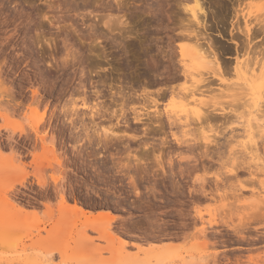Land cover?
I'll return each mask as SVG.
<instances>
[{
    "label": "rangeland",
    "instance_id": "1",
    "mask_svg": "<svg viewBox=\"0 0 264 264\" xmlns=\"http://www.w3.org/2000/svg\"><path fill=\"white\" fill-rule=\"evenodd\" d=\"M204 3L207 25L179 27L180 18L186 22L190 17L183 8L193 7V0H0V264H264V127L259 131L254 121L264 108V91H254L259 80L252 76L264 81L259 66L264 54L257 56L262 32L245 46L244 34L231 25L239 6L252 24L264 20V0ZM106 15L117 20L110 22L112 31L102 22ZM121 18L128 24H120ZM186 28L199 29L207 38L201 39L204 45L209 36L225 61L220 71L199 72L211 80L208 88L217 92L211 94L223 89L213 108L224 113L209 119L210 127L202 123L211 139L223 143L221 154H215L217 144L212 143L208 156H202L205 145L190 115L179 114L180 121L187 119L181 124L168 125L163 118L164 130L149 134L143 130L147 119H132V107L143 105L147 60L152 59L157 78L172 73L174 66L180 73L179 45L191 40L178 34ZM118 32L136 37L121 39ZM95 54L103 55L97 59ZM130 80L140 97L133 94L126 101L128 122L121 116L120 124L115 118L108 121L110 109L121 113L120 94L113 92L120 86L132 92ZM181 82L182 76L168 85L181 94ZM158 86L145 89L155 97ZM183 98H155L157 106L145 102L144 107L150 114L156 109L178 114L195 106ZM93 105L104 114L108 107L106 117L95 115L92 121ZM89 126L126 133L103 148L87 138L93 133ZM142 151L145 164L136 165L134 158ZM23 176L22 183L10 187ZM61 193L68 205L62 213Z\"/></svg>",
    "mask_w": 264,
    "mask_h": 264
},
{
    "label": "bare ground",
    "instance_id": "2",
    "mask_svg": "<svg viewBox=\"0 0 264 264\" xmlns=\"http://www.w3.org/2000/svg\"><path fill=\"white\" fill-rule=\"evenodd\" d=\"M86 1V0H85ZM238 1V0H237ZM80 2H82V1H80ZM84 2V1H83ZM89 2V1H88ZM193 2H194V5H193V7H191V8H183L184 10H186V11H188L189 12V15H190V17H187V20H186V22L184 21V19H179V27H181V26H188V25H200V26H205V25H207L206 23V21H205V19H206V16L208 15L207 13H208V11L206 10V7L204 6L205 5V3H204V0H193ZM206 2V1H205ZM83 5H85V6H89V3H87V2H84V4ZM119 7V6H118ZM236 7V6H235ZM208 8V7H207ZM233 20H234V18H235V20L233 21V20H231V25H232V27H233V29H235V30H238V31H240L242 34H244V37H245V46H249L250 45V43H251V38H253L254 36H255V34L254 33H259V31H260V33L262 32V35H261V37H260V40L258 41L259 43L257 44L258 46V48H257V56L258 55H261L262 57H263V54H264V20L262 19V20H260V18H256V20H257V22H255L254 24H252V20H250L249 21V16H246V14H244L243 12H242V9L240 8V6H239V8H234L233 9ZM262 15V14H261ZM108 15H106L104 18H105V20H103L102 22L104 23V25H106V26H108V28H109V26L111 25L110 24V22L111 21H113L112 20V17H111V19L109 18V17H107ZM123 17H124V15H122ZM264 16V15H263ZM263 18V17H262ZM115 19V18H114ZM118 19V18H117ZM125 20H127V19H120L119 20V23L120 24H124V25H126V24H128V21L126 22ZM117 21V20H116ZM115 21V22H116ZM98 22V21H97ZM115 22L113 21L112 23H114L115 24ZM241 22H242V25H241ZM262 22V23H261ZM116 24H118V23H116ZM177 24V25H178ZM210 26V25H209ZM178 27V26H177ZM178 27V28H179ZM113 28V27H112ZM96 29V28H95ZM111 31H112V29L111 28H109ZM123 29V28H122ZM98 30V29H97ZM122 31V30H121ZM199 29L198 30H196V29H189L188 30V28H186L183 32H181V34H178L179 36L181 35V36H183L184 38H187L188 40H191V42H187V43H183V44H180L179 45V47H180V60H179V62H178V64H179V66L181 67V71H180V73H177V71H176V66H174L173 68H172V73H168L167 75H165V76H162V77H159V78H157V74H156V72L154 73L153 72V70H155V66H154V64L151 62L150 63V61H152V59L150 60V61H148L147 59L148 58H146V62L147 63H145V64H147L146 65V67H147V69H145V68H143V69H145V72H142V73H144V74H142V78L141 79H143L142 81L144 82V86H143V88L141 89L142 90V92H145V94L144 95H142L141 97H142V99H143V105H142V107L141 108H139L138 106V108H136L135 106L134 107H132V109H131V111H132V119H133V122L134 123H140V122H143L144 121V119H147V122H145L143 125H144V127H143V130H144V133L145 134H149L150 132H152V131H156V130H161V129H163L164 128V125H165V121H164V119H166V121H167V123H168V125H172V124H176V122L178 121V122H180V124L181 123H184V122H186L187 121V117H189L188 115H190L191 117L190 118H193V120H195V121H197V123H198V127H196L197 128V131H196V133L197 132H200V135L201 136H197V138H200V140H201V142L202 143H204V145H205V148H204V152L203 153H201L202 154V156L204 155V157H205V155L206 156H208V153L209 152H207L208 150H207V147H208V145L210 144V145H212V143L214 144V143H216L215 142V139H211V137H210V134H206L205 132H204V126H212V125H209L208 124V120L209 119H213V118H215V116H218V114L219 115H221V114H223L224 113V111H219L218 109H216V108H213L214 106H215V104L217 103V101H219V100H214V99H217L216 97L217 96H220V95H222L223 93L221 92V91H223V89L222 88H220V87H218L216 90H219V93L217 94V96H216V91L214 90V88L212 87V88H208V85H209V83H211L210 81V79L208 78V77H204V76H202L200 73H201V70H203V71H205V70H211V71H220V69L221 68H223V63L225 62V61H223L224 59L223 58H221V55L219 54V52H216L215 51V47H213V41H211V39H210V37L208 36V41L206 40V42H205V45L203 44V42H202V40L204 39L202 36H201V33H199ZM237 31V32H238ZM258 31V32H257ZM94 32V31H93ZM123 32V31H122ZM125 32H127V31H125ZM124 32V33H125ZM231 33H232V31H230ZM239 32V33H240ZM95 33V32H94ZM119 34H121L120 35V38H121V36H122V38L123 37H126V38H128V39H130V38H135L134 36H132L131 34H128V33H126V34H124V36H123V34L122 33H120V32H118ZM118 34V35H119ZM234 35H236V34H234ZM102 36V35H101ZM104 36V35H103ZM206 37V36H205ZM233 37H235V36H233ZM233 37H231V41H233V44H234V46L237 48L238 47V45H239V43L236 41V40H234V38ZM243 37V38H244ZM121 38V39H122ZM203 38V39H202ZM202 39V40H201ZM205 39H207V38H205ZM204 39V40H205ZM52 40V39H51ZM50 40V41H51ZM109 40V39H108ZM214 40V39H213ZM243 40V39H242ZM117 41V40H116ZM131 42H132V40H130ZM120 42V41H119ZM112 43V42H111ZM118 43V42H117ZM122 43V42H121ZM133 43V42H132ZM241 43V42H240ZM255 43V42H254ZM122 44H124V43H122ZM215 44V43H214ZM50 45V44H49ZM119 45H121V44H119ZM52 46V45H51ZM50 46V47H51ZM125 46V45H124ZM224 46V45H223ZM254 46H256V43H255V45ZM54 47V46H53ZM52 47V48H53ZM95 47V46H94ZM122 47L123 46H121V50H122ZM51 48V49H52ZM120 48V47H119ZM54 49V48H53ZM147 49V48H146ZM225 49V48H224ZM95 50V49H94ZM126 50V49H125ZM124 50V51H125ZM98 51V50H97ZM127 51V50H126ZM227 51V50H226ZM74 52V51H73ZM89 52H91V51H89ZM148 52V51H147ZM71 53V52H70ZM70 53H69V55H70ZM74 53H76L77 54V52H74ZM72 54L71 53V57H73L74 59H75V54ZM79 53V52H78ZM101 52H99V54H100ZM127 53V52H126ZM67 54H68V52H67ZM99 54H95V56H96V58L97 59H100V56H102V55H100L99 56ZM80 55H81V53H80ZM87 55V54H86ZM68 56V55H67ZM66 57V56H65ZM147 57H149V56H147ZM150 57H151V55H150ZM152 58V57H151ZM186 58H188L190 61L189 62H185L184 61V59H186ZM65 59V58H64ZM82 59H84L83 57H82ZM91 59V58H90ZM109 58H105V60H108ZM165 59V58H164ZM170 59V58H169ZM66 60V59H65ZM81 60V59H80ZM70 61V60H69ZM73 61V60H72ZM75 61V60H74ZM84 61V60H83ZM96 61V60H95ZM156 61V60H155ZM172 61V60H171ZM100 62V61H99ZM258 62V61H257ZM65 63V62H64ZM97 63V62H96ZM157 63V62H156ZM162 63H164V62H162ZM75 64V63H74ZM97 64H99V63H97ZM158 64H159V62H158ZM165 64V63H164ZM163 64V65H164ZM173 64V63H172ZM62 66H63V64H62ZM133 66V65H132ZM131 66V67H132ZM162 66V65H161ZM259 66H260V68H263L264 67V60L263 61H260V64H259ZM127 67V66H126ZM134 67V66H133ZM137 66H135V68H136ZM164 67V69L166 70V68H167V65H165V66H162V68ZM176 67V68H175ZM141 68V69H142ZM168 68H169V66H168ZM240 68V67H239ZM142 69V70H143ZM177 70H179L178 68H177ZM254 69H252V71H253ZM132 71V70H131ZM130 71V72H131ZM166 71H168V70H166ZM261 71V70H260ZM263 71H264V69L262 70V74L261 75H263ZM90 72V71H89ZM134 72V71H133ZM132 72V73H133ZM148 72V74L150 75L151 73H154L153 74V79L151 78V76L149 77L148 75H146V73ZM169 72V71H168ZM193 72V73H192ZM195 72V73H194ZM200 72V73H199ZM206 72V71H205ZM129 73V72H128ZM111 74V73H110ZM130 74V73H129ZM195 74H197V75H195ZM253 74V73H252ZM106 75V74H105ZM127 75V74H126ZM121 76V75H120ZM124 76V75H123ZM180 76H182L183 77V82H181V83H179L177 86H178V91H179V89H180V91H181V94H179L176 90H175V88H174V86L173 85H168L169 83H173L174 81H177L179 78H180ZM206 76V75H205ZM254 78H255V80H259L258 82V84L255 86V90L254 91H257V90H261L262 92L264 91V81H262L261 80V78L263 77H261V76H259V75H256V76H254V74L252 75ZM137 77V76H136ZM216 77H217V75H216ZM247 77V76H246ZM219 78V77H218ZM89 79V78H88ZM125 79V78H124ZM100 80V79H99ZM210 80V81H209ZM219 80L221 81V83H225V78H223V77H220L219 78ZM136 82H137V80H135ZM134 81V82H135ZM187 81H189L188 83L189 84H186L187 83ZM131 84H129V88H130V90H132V92H129L128 93V91L127 92H123L124 90H122V87L120 86L119 87V89H118V91H115V92H113L114 94H120V96L118 97V99H119V102L117 101L118 99H116V100H114L115 101V103L114 104H117V102H118V105H120V107L118 108V110L119 111H121V113L120 114H117V109L115 110V109H110V111L107 113V109H108V107L105 109L106 110V113H107V117H106V113L104 114V111H103V113H100L99 111V109H97V108H94L96 105H93V108L95 109L94 111H90V117L92 118V121H94V119H95V115H98L99 117H101V116H104L105 115V119H107L108 121H111V119L112 118H115V119H117L118 120V116H121V120H122V118L124 119L123 120V123H127L128 121L126 120V117H124L123 116V114H124V106H125V104H126V101L127 100H132V96H134L135 95V98L137 97V96H139L140 94H138L137 93V88L136 89H134L133 88V82H132V80H130L129 81ZM135 82V83H136ZM142 82V83H143ZM209 82V83H208ZM101 83V82H100ZM135 83H134V86H135ZM138 83H139V81H138ZM244 83H246L247 84V86H248V88L249 89H253L252 88V86L250 85V84H248L247 83V81L245 80V82ZM141 84V83H140ZM161 85V86H158V89H156V92H155V97H153V96H150V94L147 92V90L145 89L148 85L149 86H151V85ZM222 84V85H223ZM226 84V83H225ZM228 84V83H227ZM242 84V83H241ZM241 84H239V86L241 85ZM83 85H85V84H83ZM233 85V84H232ZM231 85V86H232ZM236 85V84H235ZM79 86H82V85H79ZM95 86V85H94ZM146 86V87H145ZM206 86V87H205ZM224 86V85H223ZM238 86V85H237ZM237 86L235 87V88H237ZM242 86V85H241ZM246 86V87H247ZM124 87V86H123ZM125 87H126V84H125ZM153 87V86H152ZM204 87V88H203ZM244 87H245V85H244ZM112 87H110V89H111ZM121 88V89H120ZM203 88V89H202ZM232 88H234V87H232ZM239 88V87H238ZM243 88V87H242ZM205 89V90H204ZM104 90V89H103ZM126 91V90H125ZM253 91V92H254ZM96 93L98 92V91H95ZM101 92V91H100ZM123 92V93H122ZM150 92V91H149ZM210 92V93H209ZM211 92H216L215 94H211ZM237 92V91H236ZM92 93V92H91ZM196 93H198V96H207L208 97V99H204V98H201V97H195V96H197L196 95ZM222 93V94H221ZM234 93V92H233ZM243 93V92H242ZM242 93H241V95H242ZM76 94V93H75ZM134 94V95H133ZM151 94H152V92H151ZM220 94V95H219ZM235 94V93H234ZM103 95V94H102ZM113 95V94H112ZM99 96H101V95H99ZM168 96V98H170V100H174V98L176 97V96H179V97H181V98H185L186 100H188L187 98H191L190 100L195 104V106H193L192 108H183V109H180V113H178V114H176L175 112H173L172 111V113L170 112V110L168 111V110H164V111H160V110H158V109H156V108H154V109H156V110H153L152 112H151V114H150V111L149 110H147L149 107H147L146 105H145V107H144V103L146 102H148V103H153V106L155 107V106H157V98H165V97H167ZM205 96V97H206ZM223 96V95H222ZM113 97V96H112ZM140 97V96H139ZM234 97V96H233ZM237 97V96H236ZM82 98H84V97H82ZM134 98V99H135ZM156 98V99H155ZM183 98V99H184ZM238 98V97H237ZM243 98V97H242ZM137 99V98H136ZM241 99V98H240ZM112 100H113V98H112ZM134 101V100H133ZM128 102V101H127ZM189 102V101H188ZM243 102H245V101H243ZM242 102V103H243ZM108 104V103H107ZM182 104H183V101H182ZM184 104H185V102H184ZM186 104H188V103H186ZM99 105V104H98ZM149 106V105H148ZM258 111H259V109H257ZM98 112L100 113V114H98ZM177 112V111H176ZM213 112V113H212ZM119 113V112H118ZM125 114H126V112H125ZM183 115L184 116V118H187L186 120H184V121H180L181 120V117H180V115ZM214 114V115H213ZM217 114V115H216ZM175 115V116H174ZM230 115V114H229ZM225 116V115H224ZM98 118V117H97ZM164 118V119H163ZM219 118V117H218ZM225 118V117H224ZM91 120V119H90ZM113 120V119H112ZM214 120V119H213ZM220 120H221V118H220ZM225 121V120H224ZM254 121H255V126H257V128L259 129V131L260 130H262V128L264 127V108H262V110L260 109V111H259V113H258V115H257V117L256 118H254ZM85 122V121H84ZM120 121L118 120V121H116V123H119ZM122 122V121H121ZM80 123V122H79ZM83 123V122H82ZM91 123V122H90ZM202 123H205V125L203 126V124ZM220 123V122H219ZM93 124V123H92ZM98 124H99V122H98ZM120 124V123H119ZM194 124V123H193ZM94 125H96V123H94L93 124V126ZM117 125V124H116ZM216 125V124H215ZM220 125H221V123H220ZM79 126V125H78ZM207 126V127H208ZM218 126V125H217ZM90 127V126H89ZM96 127H98V126H96ZM100 127V126H99ZM111 127V126H110ZM121 127V126H120ZM126 127V126H125ZM127 127H128V125H127ZM219 127V126H218ZM90 128H92L91 130H93V133H91L90 135H87V138L88 139H91V140H93V142H95V144L96 145H99V144H101V143H103V148L105 147V148H107V146H108V144L109 143H111L114 139H118V140H120V138H122V137H124V135H125V133H124V135L123 134H121V135H118V134H116V132L114 131V130H112L113 129V127H112V129H110V128H108V127H102L101 128V132H99L98 131V129L97 130H95V129H93V127H90ZM122 128V127H121ZM252 128V125L251 124H248L247 123V130L248 129H251ZM74 129V128H73ZM88 129V128H87ZM130 129V128H129ZM128 129V130H129ZM212 129V128H211ZM221 129V128H220ZM116 130V129H115ZM121 130V129H120ZM124 130V129H123ZM127 130V131H128ZM132 130V129H131ZM164 130V129H163ZM213 130V129H212ZM191 131V130H190ZM219 131V130H218ZM89 132V131H88ZM160 132V131H159ZM163 132V131H162ZM232 132V131H231ZM122 133V132H121ZM164 133V132H163ZM223 133V132H222ZM198 135H199V133H198ZM213 135H215V134H213ZM221 135V134H220ZM233 135V134H232ZM250 135H251V132L249 131L248 132V134H246V136L247 137H250ZM121 136V137H120ZM129 136V135H128ZM165 136V135H164ZM217 136V135H216ZM80 137V136H79ZM131 138H133V139H135V137L136 136H134V135H132L131 134V136H130ZM153 137V136H152ZM173 137L175 138V141L176 142H180V139L176 136V135H173ZM190 137V136H189ZM221 138V137H220ZM250 139H251V137H250ZM86 140V139H85ZM95 140V141H94ZM227 140H228V138H227ZM230 140V139H229ZM76 141V140H75ZM143 141H145V140H143ZM219 143V142H218ZM91 144V143H90ZM112 144H113V142H112ZM193 144V143H192ZM217 144V143H216ZM216 144H214V145H216ZM225 144V143H224ZM253 144V147H255V146H257V145H255V142H253L252 143ZM92 145V144H91ZM218 145V144H217ZM216 145V147H217V149H216V151H215V154H221V151H219L220 149L219 148H221L222 146H223V143L222 144H220V145H218L217 146ZM227 145V144H226ZM255 145V146H254ZM75 146H77V145H75ZM249 146V145H248ZM252 146V145H251ZM101 147V146H100ZM252 147V148H253ZM3 148V147H2ZM223 148V147H222ZM250 148V147H249ZM143 149H145V148H143ZM148 149V148H147ZM146 149V150H147ZM161 149H162V147H161ZM209 149V148H208ZM219 149V150H218ZM251 149V148H250ZM256 149L257 148H255V151H256ZM225 150V149H224ZM254 150V149H253ZM148 151H150L149 149H148ZM147 151V152H148ZM202 151V150H201ZM252 151V150H251ZM144 151H142V153H143ZM146 152V151H145ZM210 152H212L211 151V149H210ZM257 152V151H256ZM11 153V152H10ZM15 153V152H14ZM121 153V152H120ZM149 153V152H148ZM148 153H146L145 155H147ZM213 153V155H215L214 154V151L212 152ZM211 153V154H212ZM233 153V152H232ZM235 153V152H234ZM236 154V153H235ZM210 155V154H209ZM157 156V155H156ZM211 156V155H210ZM236 156H238V155H236ZM16 157V156H15ZM141 157H144V153L140 156V157H135L134 159H135V163H136V165H141L142 163H143V165L145 164L144 163V160L145 159H147V158H141ZM160 156H157V162L158 163H160V158H159ZM232 157V156H231ZM97 158V157H96ZM129 158V157H128ZM127 158V159H128ZM37 159V158H36ZM247 159V158H246ZM259 159V158H258ZM203 160V159H202ZM238 160V159H237ZM244 160V159H243ZM54 161L57 163V165L59 166V167H62V162L60 161V159H57L56 157H54ZM196 161V160H195ZM239 161H242V160H239ZM252 161V160H251ZM16 162V161H15ZM236 162V161H235ZM246 162H247V160H246ZM249 162V161H248ZM8 163H12V161L11 162H8ZM141 163V164H140ZM237 163V162H236ZM250 163V162H249ZM252 163H255V162H252ZM251 163V164H252ZM242 164V163H241ZM247 164V163H246ZM204 165V164H203ZM239 165V164H238ZM238 165H233V169L235 168L234 166H238ZM19 166V165H18ZM130 166V165H129ZM240 166V165H239ZM259 166H261V165H259ZM136 167V166H135ZM202 167V166H201ZM208 167V166H207ZM256 167V166H255ZM258 167V166H257ZM262 167H264V166H262ZM204 168V167H203ZM239 168V167H238ZM251 170V169H250ZM38 171V170H37ZM40 171V170H39ZM4 172H5V170H4ZM6 173V172H5ZM42 176V175H41ZM39 177V175H38V177H39V179H37V181L39 182V184L41 183V184H43V183H45V180L43 179V176L42 177ZM37 178V177H36ZM53 179H54V181H57L58 179H57V177L55 178V177H52ZM64 177H62V179H63ZM24 179V176H23V178H18V179H16L15 181H13L12 183H10V187L11 186H13L16 182L17 183H22V181H24L23 180ZM52 179V180H53ZM60 180V179H59ZM61 181V180H60ZM230 181V180H229ZM62 182V181H61ZM222 182V181H221ZM131 183H133V185L132 186H134V190L136 189V186H135V184H134V181L133 182H131ZM44 185V184H43ZM58 185V184H57ZM57 187V186H56ZM5 188V187H4ZM4 189L2 188V186L0 185V193L3 191ZM61 190V189H60ZM63 190H61V192H62ZM136 194V193H135ZM260 198V197H259ZM67 202V198L65 197V195L63 194V193H61V195H60V210H61V213H62V211L64 210L65 211V207H67V206H65V203ZM249 202V201H248ZM256 202V201H255ZM262 202H264V201H262ZM250 203V202H249ZM251 205H252V203H250ZM228 205V204H227ZM256 205V204H255ZM253 206V205H252ZM261 208V207H260ZM72 211L74 212H77L78 210H80V208L77 206V205H73V207H72ZM67 210V209H66ZM20 211H21V209H20ZM63 211V212H64ZM261 211V210H260ZM69 212H71V210L69 211ZM262 212V211H261ZM72 213V212H71ZM75 214V213H74ZM261 215H263V214H261ZM97 216H99V214H97ZM102 216V215H101ZM259 216H260V214H259ZM95 217V216H94ZM60 224V222H58V224H56V225H59ZM55 225V226H56ZM243 225V224H242ZM93 227V226H92ZM59 228H60V226H57V227H55V229H54V231H55V233H59L60 232V230H59ZM101 232H103V231H101ZM102 234V233H101ZM58 239L60 240V238L58 237ZM113 240V239H112ZM57 241V240H56ZM57 244H59L58 242H57ZM57 249V248H56ZM59 250V249H58ZM60 251V250H59Z\"/></svg>",
    "mask_w": 264,
    "mask_h": 264
}]
</instances>
